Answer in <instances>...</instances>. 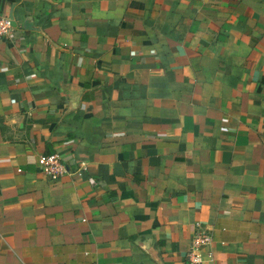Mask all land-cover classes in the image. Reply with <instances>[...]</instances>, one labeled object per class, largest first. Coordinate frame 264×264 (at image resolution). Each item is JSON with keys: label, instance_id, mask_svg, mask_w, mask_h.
<instances>
[{"label": "crops", "instance_id": "obj_1", "mask_svg": "<svg viewBox=\"0 0 264 264\" xmlns=\"http://www.w3.org/2000/svg\"><path fill=\"white\" fill-rule=\"evenodd\" d=\"M0 14V264H264V0Z\"/></svg>", "mask_w": 264, "mask_h": 264}, {"label": "built area", "instance_id": "obj_2", "mask_svg": "<svg viewBox=\"0 0 264 264\" xmlns=\"http://www.w3.org/2000/svg\"><path fill=\"white\" fill-rule=\"evenodd\" d=\"M11 29V20L0 14V38L7 36ZM38 166L41 173L49 180L60 178L68 171L66 164L58 154H49L39 157ZM210 242V233L208 231L205 232L199 230L198 225H196L194 242L187 252V264H202L206 255L204 249L210 244Z\"/></svg>", "mask_w": 264, "mask_h": 264}, {"label": "water", "instance_id": "obj_3", "mask_svg": "<svg viewBox=\"0 0 264 264\" xmlns=\"http://www.w3.org/2000/svg\"><path fill=\"white\" fill-rule=\"evenodd\" d=\"M27 25H28V22H26V23L24 24V27H27Z\"/></svg>", "mask_w": 264, "mask_h": 264}]
</instances>
